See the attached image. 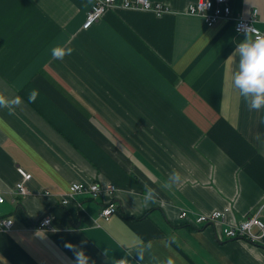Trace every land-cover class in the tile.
<instances>
[{
    "label": "crops",
    "instance_id": "obj_1",
    "mask_svg": "<svg viewBox=\"0 0 264 264\" xmlns=\"http://www.w3.org/2000/svg\"><path fill=\"white\" fill-rule=\"evenodd\" d=\"M154 1L171 11L114 8L84 30L94 0H0V96L21 98L0 105V218L12 221L0 264H75L80 250L89 264H264V237L222 235L248 216L264 221V106L249 107L232 82L245 34L233 19L208 27L188 14L198 0ZM229 3L234 18L257 9L264 32V0ZM57 46L73 51L57 58ZM20 169L32 175L27 195ZM173 171L182 181L168 186ZM76 182L116 192L64 204ZM145 184L157 194L147 206ZM227 208L219 225L178 217Z\"/></svg>",
    "mask_w": 264,
    "mask_h": 264
},
{
    "label": "built area",
    "instance_id": "obj_2",
    "mask_svg": "<svg viewBox=\"0 0 264 264\" xmlns=\"http://www.w3.org/2000/svg\"><path fill=\"white\" fill-rule=\"evenodd\" d=\"M230 0H198L187 7V13L192 16L202 17L208 27H213L224 19H233L235 30L239 34L252 35L256 37H264V32L259 30L256 26L258 19V10L254 9L250 16L233 17V10L230 6ZM114 8L125 10H140L154 12L157 15L169 13L171 8L165 4L157 3L154 0H94V3L87 13L86 20L83 23V29L88 30L93 25L98 23L105 13ZM19 172L23 176V182L17 185L18 193L27 195V188L25 183L32 179V175L20 169ZM116 192L114 185L100 186L98 183L76 182L69 186L68 191L64 197L63 203L67 204L69 200L76 194H88L96 196L99 193L112 196ZM4 202V198L0 196V203ZM118 210L115 202L109 203L103 208L101 215L103 217H110ZM230 209L223 211H211L209 213L201 214L197 219L192 220L187 211H181L179 214L180 220H189L192 225L198 226L202 223H209L211 225H219L225 221ZM52 224L50 216H46L38 223L40 229H49ZM12 221L0 218V229H10ZM258 229V233L255 232ZM222 235L229 239H243L252 243H259L264 237V221L256 215L246 217L239 223L226 227L222 231Z\"/></svg>",
    "mask_w": 264,
    "mask_h": 264
},
{
    "label": "clouds",
    "instance_id": "obj_3",
    "mask_svg": "<svg viewBox=\"0 0 264 264\" xmlns=\"http://www.w3.org/2000/svg\"><path fill=\"white\" fill-rule=\"evenodd\" d=\"M73 51L70 47L57 46L52 49V55L57 58H63ZM236 52L239 55L238 69L232 73V82L240 91L248 106L253 109H259L264 106V37L248 35L246 31L244 38L237 44ZM231 60V57L228 58ZM35 92L28 97L29 101L35 100ZM21 102L20 97L12 100H6L0 96V105H16ZM10 111L14 108L10 107ZM182 181V174L179 171H173L166 183L168 186L178 184ZM146 191L143 193V205L156 201V190L150 185L145 184ZM151 243L147 245L150 247ZM137 253L143 258L144 248L137 249ZM75 264H89V257L83 250L75 252ZM117 264H129L127 258L118 260ZM166 264H173L172 258H168Z\"/></svg>",
    "mask_w": 264,
    "mask_h": 264
}]
</instances>
